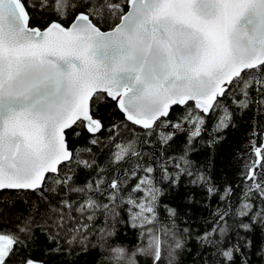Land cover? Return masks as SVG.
Here are the masks:
<instances>
[{
    "label": "snow or ice",
    "instance_id": "1",
    "mask_svg": "<svg viewBox=\"0 0 264 264\" xmlns=\"http://www.w3.org/2000/svg\"><path fill=\"white\" fill-rule=\"evenodd\" d=\"M0 264H264V0H0Z\"/></svg>",
    "mask_w": 264,
    "mask_h": 264
},
{
    "label": "trees",
    "instance_id": "2",
    "mask_svg": "<svg viewBox=\"0 0 264 264\" xmlns=\"http://www.w3.org/2000/svg\"><path fill=\"white\" fill-rule=\"evenodd\" d=\"M246 127L247 126H242L235 133H230L228 142L224 145L223 148L220 149L216 161L217 176H219L221 172H226L230 176L233 175L236 163L232 154L237 150L243 148L246 139ZM177 202H179V197L177 198Z\"/></svg>",
    "mask_w": 264,
    "mask_h": 264
}]
</instances>
